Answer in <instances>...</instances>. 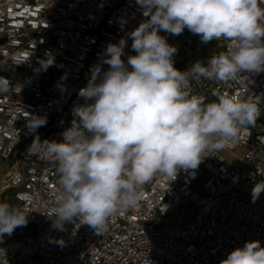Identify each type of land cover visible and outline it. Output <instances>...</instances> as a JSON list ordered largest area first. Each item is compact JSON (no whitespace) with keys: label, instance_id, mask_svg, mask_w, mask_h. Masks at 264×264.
<instances>
[{"label":"built area","instance_id":"built-area-1","mask_svg":"<svg viewBox=\"0 0 264 264\" xmlns=\"http://www.w3.org/2000/svg\"><path fill=\"white\" fill-rule=\"evenodd\" d=\"M145 19L137 0H0V76L22 85L0 93V202L21 208L28 219L0 238V264H220L247 241L264 246V193L255 202L251 196L264 180L257 174L264 173V72L191 83L190 94L206 102L216 99L214 93L260 101L255 126L242 129L234 143L174 180L154 176L137 189L136 206L112 215L99 235L88 225L54 227L57 164L34 154L31 145L63 139L73 107L84 103L79 90L107 45ZM160 35L178 48L174 67L180 71L229 44H204L187 28L178 36ZM131 43L125 52L134 55ZM48 59L50 66L44 65ZM33 116L47 123L32 128Z\"/></svg>","mask_w":264,"mask_h":264},{"label":"clouds","instance_id":"clouds-1","mask_svg":"<svg viewBox=\"0 0 264 264\" xmlns=\"http://www.w3.org/2000/svg\"><path fill=\"white\" fill-rule=\"evenodd\" d=\"M137 3L146 19L126 38L107 45L102 62L79 90L84 103L73 107L63 139L31 145L34 154L57 164L60 189L50 218L58 230L73 223L76 229L88 225L103 233L112 215L136 206L140 186L157 175L171 181L181 170L198 168L204 157L234 143L242 129L254 127L261 115L260 101L214 93L216 99L206 102L189 89L194 79L228 82L240 73L264 72V0ZM185 28L204 44L228 41L226 51L186 71L176 69L178 48L160 32L178 36ZM128 39L134 55L125 52ZM48 61L44 65L53 62ZM12 87L22 90L0 76V93ZM46 123V117L29 120L32 128ZM262 193L264 180L254 184L252 202ZM27 223L21 208L0 202V238ZM220 264H264V246L247 241Z\"/></svg>","mask_w":264,"mask_h":264},{"label":"rangeland","instance_id":"rangeland-1","mask_svg":"<svg viewBox=\"0 0 264 264\" xmlns=\"http://www.w3.org/2000/svg\"><path fill=\"white\" fill-rule=\"evenodd\" d=\"M238 155H239V154H238ZM238 155H237L238 159H241V156H238ZM1 175H2V174H1ZM0 179H1V177H0ZM172 219L174 220L175 217H173Z\"/></svg>","mask_w":264,"mask_h":264}]
</instances>
